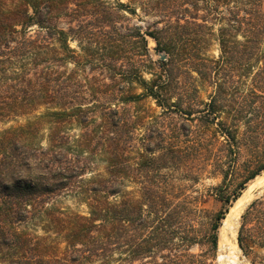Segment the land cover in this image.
I'll list each match as a JSON object with an SVG mask.
<instances>
[{"label":"trees","instance_id":"trees-1","mask_svg":"<svg viewBox=\"0 0 264 264\" xmlns=\"http://www.w3.org/2000/svg\"><path fill=\"white\" fill-rule=\"evenodd\" d=\"M262 2L0 0L3 262L216 264L221 220L264 171ZM137 11L151 24L123 23ZM237 245L264 264V193Z\"/></svg>","mask_w":264,"mask_h":264},{"label":"rangeland","instance_id":"rangeland-1","mask_svg":"<svg viewBox=\"0 0 264 264\" xmlns=\"http://www.w3.org/2000/svg\"><path fill=\"white\" fill-rule=\"evenodd\" d=\"M121 3L126 4L127 0H119ZM261 10L264 13V0L262 2ZM136 15H130L128 13H124L126 16V20L123 22L124 24L127 25H139L141 27L146 26L151 24L153 19L149 16H144L141 12H136ZM71 47H74V43H70ZM153 47L154 43L151 39H148V48L150 55L153 59H156L157 56L153 52ZM211 54L215 56L217 54L216 47L213 45L211 47ZM145 107L139 108L140 111H145L149 112L150 116H155L159 114V109L155 107V105L151 101L145 102ZM138 110V111H139ZM151 120V118H149ZM16 121L23 123L24 118H19ZM16 122H9V123H0V128L7 127V126H15ZM140 133H142L140 131ZM141 146V145H140ZM102 164H99L98 169L101 170ZM209 168H206L203 172L200 174V179L198 183L194 186H192V189H195L198 191L199 194H210L208 192L209 188L215 187L217 184L220 182V178L216 175L211 174ZM175 183L176 184H183V185H188L189 182L188 180H184L180 175H175ZM259 180V182H258ZM257 182V183H256ZM264 171H262L259 175H257L254 179L250 180L247 182L242 190H237L238 196L237 198L231 203L227 213L225 214V217L221 220L218 229H217V249H216V254H215V263L216 264H250L247 259L242 255L240 249L238 248L237 245V232L239 229L240 225V216L245 210V208L248 206V204L261 196L264 193ZM235 183L236 181H232L230 185H228L227 189L229 193H232V190L235 188ZM261 184V185H260ZM126 189L131 190V191H136L135 190V185L134 184H126ZM255 187V189H254ZM248 188V189H247ZM251 188V189H249ZM261 188V189H260ZM251 190V191H250ZM254 190V191H253ZM245 192V193H244ZM249 192V193H248ZM188 193V191L186 192ZM247 193V194H246ZM194 195H196V192H193ZM245 195V196H244ZM244 197V201L242 203V207L240 209V212L237 215L236 221H235V226H236V232L233 238V243L231 244L233 246L225 247L224 244H221L222 242V235L227 236L228 230L225 228L222 229L223 223L227 220V218L231 215V213L237 208V202L239 198ZM64 205H67L71 207L72 209H77L80 211H85L83 206H75V204L70 201L69 199H64L63 200ZM204 207L210 211H218L221 208V204L213 199V197H207L205 198V203ZM225 230V231H224ZM34 231L38 234H42V232L38 229L35 228ZM224 233V234H223ZM58 242V241H57ZM59 243V242H58ZM224 245V246H223ZM64 247V244H60V248L62 249ZM0 264H8L7 262H3V259L0 256Z\"/></svg>","mask_w":264,"mask_h":264},{"label":"bare ground","instance_id":"bare-ground-1","mask_svg":"<svg viewBox=\"0 0 264 264\" xmlns=\"http://www.w3.org/2000/svg\"><path fill=\"white\" fill-rule=\"evenodd\" d=\"M259 182V180H258ZM257 183V182H256ZM264 183V182H263ZM261 185V184H260ZM264 188V187H262ZM248 189V188H247ZM251 189V188H249ZM255 189V187H254ZM261 189V188H260ZM251 191V190H250ZM254 191V190H253ZM245 193V192H244ZM249 193V192H248ZM247 194V193H246ZM245 196V195H244ZM244 197H241L239 198L238 202H237V208L231 213V215L227 218V220L223 223V226H222V229L225 228L226 230H228V234L227 236H223L222 235V242L221 244H224L225 247H231L233 246L231 244V242L233 243V238H234V235H235V232H236V224H235V221H236V218H237V215L238 213L240 212V209L242 207V203L244 201ZM225 231V230H224ZM224 234V233H223ZM223 245V246H224ZM232 248V247H231Z\"/></svg>","mask_w":264,"mask_h":264}]
</instances>
